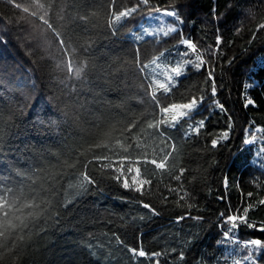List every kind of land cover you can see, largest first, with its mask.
Here are the masks:
<instances>
[{
	"label": "trees",
	"instance_id": "obj_1",
	"mask_svg": "<svg viewBox=\"0 0 264 264\" xmlns=\"http://www.w3.org/2000/svg\"><path fill=\"white\" fill-rule=\"evenodd\" d=\"M158 9L178 27L143 35ZM261 25L264 0H0V188L41 213L0 264H264Z\"/></svg>",
	"mask_w": 264,
	"mask_h": 264
},
{
	"label": "snow or ice",
	"instance_id": "obj_2",
	"mask_svg": "<svg viewBox=\"0 0 264 264\" xmlns=\"http://www.w3.org/2000/svg\"><path fill=\"white\" fill-rule=\"evenodd\" d=\"M14 2V0H8V3L12 4ZM144 3H147V0H144ZM15 7L17 9L21 8V4L19 3H15ZM137 9L135 8H128L126 11H121L119 12L118 15H115V21L113 22V27H115V23L119 22L122 18L129 16L130 14H132L133 12H135ZM29 8L28 7H24L23 8V12L24 13H28ZM33 16L36 15L35 12L32 13ZM169 15L171 16H175L178 18L179 14L178 13H169ZM41 19H44L43 17H41ZM44 23L48 24V20L44 19ZM49 28H51V25H48ZM261 27H264V25H261ZM169 31H175V29H169ZM137 39H139V37H137ZM217 43L220 42L221 37L217 36ZM183 44L189 46L190 48H192L193 50H195V45L192 43V41L190 40H183L182 41ZM200 64L197 63L196 64V68L199 69L200 68ZM68 71H73L72 68H69ZM82 71V68H77L75 69V74L79 75V73ZM173 71L176 73L177 76L180 75V71L178 69H173ZM211 76V73L209 74ZM31 87L34 89L35 88V83H33L31 85ZM160 88L165 89V91H167V89L165 88L164 84H160L159 85ZM213 92H215V87H213ZM153 97L155 98V93L153 94ZM247 104H252L253 101L252 100H247L246 102ZM198 105V101L194 98L190 103H185V104H171L170 107L171 109L175 110V109H186L188 110L187 112H180L179 115L181 117L183 116H188L190 115V113L196 109ZM20 112H23V107L21 106V108L19 109ZM50 111V110H49ZM161 111L163 113H167L169 111V107H163L161 109ZM172 126H175V123L177 122V116L173 115L172 116ZM38 123L40 124V126H45V121L40 120L38 121ZM48 124H53L54 121H48ZM10 126L15 127V124L11 122V118L9 121ZM169 124V121L167 120H162L159 121L157 124L153 125V124H149L148 128H161L162 125H166ZM205 124V121L201 120L199 122L200 128H203ZM0 125H4V116H3V112L0 111ZM166 131V129H165ZM194 131H199V128L194 129ZM158 135H162L163 132H158L156 133ZM228 133L224 132L222 134V136L220 137L221 139L227 137ZM0 136H2V132H0ZM212 146L215 147L218 143L217 139H212L211 141ZM245 143H249V141H245ZM259 151V150H258ZM165 160L168 159L167 156L164 157ZM152 164H154L156 166V168L158 169H163L165 167L164 163H157L156 160H152L151 161ZM129 171H131L129 169ZM139 171V170H138ZM183 171V170H182ZM177 180L180 179L179 176L176 177ZM84 180L87 181L88 183H93L94 181L92 179L89 178V176H85ZM141 185L143 184H147L150 183V181L144 180V181H140ZM124 187H129L127 181H125L124 183ZM140 189L138 188L137 191H139ZM249 196H251V193L248 194ZM24 196L23 194H18V190L15 188H0V237H5V239H7L8 235H14L17 232H24L25 230H29V225L30 223H33L36 221L37 216H39L41 213L40 212H36V211H32L29 210L27 211V214L24 216L21 215H16L17 212H22L25 209H34L36 207H39L37 205H32V204H21V201L23 200ZM259 203L261 205H264V200H260ZM145 208H150L149 204H144L143 205ZM249 207H251V205H249ZM154 211V209H153ZM248 211V208L244 209V212L246 213ZM181 219H183V217H181ZM244 220V216L242 215H228L226 217V223L230 224L231 227L229 228L228 231H226L224 233L225 237H229L233 235V230H235L238 227V221H243ZM264 230V229H262ZM19 240L23 241L24 240V236L21 235L19 236ZM13 243H15V241H13ZM246 245H252V246H260L257 249H254V251H264V243H262L261 240L259 239H254V240H250L246 242ZM128 251H130L134 257H145L147 254L144 250H137L136 248H132V249H128ZM160 254L159 253H153L151 254V256L149 257V259H154L156 257H158ZM257 259H259V256L256 257ZM245 259H251V256L245 258ZM158 264V261H157Z\"/></svg>",
	"mask_w": 264,
	"mask_h": 264
},
{
	"label": "rangeland",
	"instance_id": "obj_3",
	"mask_svg": "<svg viewBox=\"0 0 264 264\" xmlns=\"http://www.w3.org/2000/svg\"><path fill=\"white\" fill-rule=\"evenodd\" d=\"M169 13H174V11L158 9L154 12V16L152 18L146 17L143 30H141L143 35L149 33H166L169 29H176L179 23L175 20H170V18H173L174 16L169 15Z\"/></svg>",
	"mask_w": 264,
	"mask_h": 264
}]
</instances>
